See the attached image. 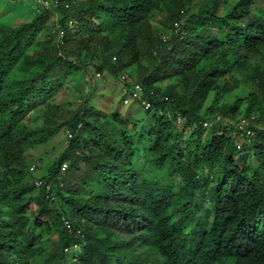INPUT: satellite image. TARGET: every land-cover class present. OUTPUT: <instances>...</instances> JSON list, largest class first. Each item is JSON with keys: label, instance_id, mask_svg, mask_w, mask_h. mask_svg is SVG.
<instances>
[{"label": "trees", "instance_id": "obj_1", "mask_svg": "<svg viewBox=\"0 0 264 264\" xmlns=\"http://www.w3.org/2000/svg\"><path fill=\"white\" fill-rule=\"evenodd\" d=\"M46 1L0 22V264H264V0ZM122 72L142 115L73 92ZM60 131L26 182L25 152Z\"/></svg>", "mask_w": 264, "mask_h": 264}, {"label": "rangeland", "instance_id": "obj_2", "mask_svg": "<svg viewBox=\"0 0 264 264\" xmlns=\"http://www.w3.org/2000/svg\"><path fill=\"white\" fill-rule=\"evenodd\" d=\"M45 5H48V7H50L48 1L46 0H0V22L8 24L16 20L18 21L19 18L27 16L29 14V10H36L37 8ZM164 22V13H159L158 15H156L155 20L152 24L155 36H160L165 30ZM133 73H135L134 70L132 71V74ZM82 81L83 82L80 81L81 83H77L74 81L71 82V86L74 88L73 92H75L76 95L89 93V95H91L90 105L92 107L97 108L98 110H105L106 105L110 100L113 101L114 106L117 107L119 105L118 100L120 99L121 94L118 90V83L104 82L101 79H98L94 81L93 86L92 84H90L91 81L88 78L83 79ZM168 83V81H163L161 84H159V87L161 89H164V87H166ZM236 91L241 92L239 93L241 95H245V92L241 91L240 89H237ZM228 102L231 103L232 99L228 100ZM119 106L122 108V110H129V112L133 115H142V112L139 111V108H137V106L135 105ZM237 113L239 114H237L238 118L243 117L244 112L242 106H240ZM255 124L257 127H259L258 123ZM178 126L180 127V125ZM189 130L190 129H186L185 132L189 133ZM67 144V132L60 131L54 137L48 139L46 142L40 143L37 146L27 150L24 155V167H27L29 169V167L34 166V171H32V175L28 177L26 182H34V180L38 179L40 176L46 178L47 171L51 167L53 160L61 155V153L67 148ZM240 154L248 156L249 167H251V164L254 163V157L250 153L246 155L247 153L245 154V151H241ZM237 164L239 167H241V164H239L238 162ZM186 230L187 228H185V231Z\"/></svg>", "mask_w": 264, "mask_h": 264}, {"label": "built area", "instance_id": "obj_3", "mask_svg": "<svg viewBox=\"0 0 264 264\" xmlns=\"http://www.w3.org/2000/svg\"><path fill=\"white\" fill-rule=\"evenodd\" d=\"M47 3V2H46ZM174 31L177 32L179 31V25L178 24H174ZM169 38L168 35H163L162 36V41H167ZM120 81L122 82V87L120 88V92L122 97L124 98L122 101L123 105H128V104H136L144 109L149 108V103L147 102V100L144 98L143 95V88L141 86L140 83H137L135 81L132 80V78L126 73V72H122L120 74ZM177 124L180 125L182 124V119L178 118L177 119ZM250 123L247 121H241L239 123H237L236 125V129L239 132V141H241L242 138H246L248 139L249 137H251L253 135L252 130L249 128ZM203 127H208V124L204 123ZM70 137V135H68V138ZM238 140H234V144L236 146H239L240 143ZM67 165L65 163H63L61 165V173H63V171L66 169ZM29 171H34V167L31 166L29 168ZM36 186L40 185L39 181L35 182ZM65 226L66 228H69V224L67 222H65Z\"/></svg>", "mask_w": 264, "mask_h": 264}, {"label": "clouds", "instance_id": "obj_4", "mask_svg": "<svg viewBox=\"0 0 264 264\" xmlns=\"http://www.w3.org/2000/svg\"><path fill=\"white\" fill-rule=\"evenodd\" d=\"M174 24H178L179 26L181 25V22H178V23H174ZM174 24H173V27H174ZM182 24H183V22H182ZM179 30H180V27H179ZM179 31H177V32H175L174 31V28H173V33L174 34H176V33H178ZM163 36V35H162ZM170 36V35H169ZM162 38V37H161ZM127 73V72H126ZM128 74V73H127ZM129 75V74H128ZM132 78V77H131ZM133 80V79H132ZM134 81V80H133ZM121 88V87H120ZM120 88H119V92H120ZM121 93V92H120ZM144 95V94H143ZM252 119L253 118H251V121H247V120H245V119H242L241 121H247V122H249L250 123V126H249V128L252 130V132H253V135L251 136V137H249L248 139H246V141H249V140H251L252 138H253V136H254V129H253V127H256V124H252ZM34 167V166H33ZM30 168V167H29ZM67 168V167H66ZM65 171V170H64ZM63 171V172H64ZM60 172H61V170H60ZM66 222V221H65ZM65 222H64V225H65ZM68 223V222H67ZM69 224V223H68ZM66 227V226H65ZM68 229V228H67ZM82 248V246H80V247H77V246H74V247H72L70 250L72 251V253H75V252H77V251H79L80 249ZM69 250V251H70ZM65 251H67V250H65Z\"/></svg>", "mask_w": 264, "mask_h": 264}]
</instances>
